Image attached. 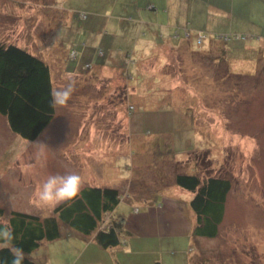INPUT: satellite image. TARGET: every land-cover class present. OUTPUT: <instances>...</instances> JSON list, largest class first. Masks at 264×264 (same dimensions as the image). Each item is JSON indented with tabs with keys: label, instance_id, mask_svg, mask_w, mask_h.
Listing matches in <instances>:
<instances>
[{
	"label": "rangeland",
	"instance_id": "1",
	"mask_svg": "<svg viewBox=\"0 0 264 264\" xmlns=\"http://www.w3.org/2000/svg\"><path fill=\"white\" fill-rule=\"evenodd\" d=\"M43 1L21 0L17 19L3 17L0 40L46 61L54 89L71 85L72 94L38 136L47 145L41 153L29 143L38 137L25 140L12 133L0 115L4 217L12 210L52 215L54 207L39 206L34 193L54 174H79L81 188H117L121 199L111 212L122 223L134 206L143 210L144 199L160 202L162 190L189 198L185 190L180 196L173 193L181 189L173 180L176 172L224 175L232 187L213 238L192 231L186 240L165 237L161 244L130 238L122 228L131 252L112 255L93 244L94 250L80 256L63 240L44 241L29 253L33 264H45V259L47 264H264V36L229 43L212 39L151 54L144 41L154 37L107 35L90 24L93 0ZM255 1L259 5L246 19L234 14V27L252 22L258 30L264 25V0ZM39 11L41 21L26 16ZM223 46L229 49L225 53ZM141 55L150 58L141 60ZM122 69L132 70L126 75ZM201 152L210 162L206 173L196 159ZM129 188L137 194L127 199ZM60 229L71 230L63 223Z\"/></svg>",
	"mask_w": 264,
	"mask_h": 264
},
{
	"label": "trees",
	"instance_id": "2",
	"mask_svg": "<svg viewBox=\"0 0 264 264\" xmlns=\"http://www.w3.org/2000/svg\"><path fill=\"white\" fill-rule=\"evenodd\" d=\"M188 40L194 41L193 38ZM53 91L50 66L46 61L15 43L0 40V115L12 133L25 140H34L45 130L55 116L56 107L50 106ZM196 157L205 165L204 169L210 163L207 152L196 153ZM174 181L191 193L189 206L195 216L193 235L217 236L231 180L220 174L176 172ZM120 199L117 188L85 185L75 200L56 205L49 216L12 210L4 217L0 208V230L6 228L11 232L10 240L0 237V264H12L11 249L14 248L25 253L22 264H33L29 253L41 242L59 238L60 223L82 236L94 233V240L101 248L117 246L121 242L122 223L115 218L108 221L104 218Z\"/></svg>",
	"mask_w": 264,
	"mask_h": 264
},
{
	"label": "crops",
	"instance_id": "3",
	"mask_svg": "<svg viewBox=\"0 0 264 264\" xmlns=\"http://www.w3.org/2000/svg\"><path fill=\"white\" fill-rule=\"evenodd\" d=\"M27 1L29 3L33 2L34 4H46L43 0ZM93 2L90 9L92 16L90 24L95 23L98 27L97 29L100 32L105 31L107 35L154 37L144 41L146 46L148 44L150 45L149 50H147L151 51V54L162 47H168L170 49L171 47L186 46L188 49L189 47L191 48V45L194 43L193 40H186L187 45L182 44L185 42L183 38L184 30H188L192 35L198 32L207 35H216L217 33L227 34L228 32L224 29H234L237 31H245L237 32L236 34L257 37L259 40V35L264 36V34H256V32H264V25H261L256 30L258 23L243 22L238 28L234 27V14L238 15L239 18L246 19V16L253 14L252 10L259 5V2L255 0H93ZM20 3L21 0H0V26L4 23L2 20L4 16H7L5 19L8 20H13L14 16L16 19L20 16ZM26 16L37 18L39 21L42 20L40 11L38 14L34 13ZM88 18L89 16L86 17V20ZM210 40L212 39H207L206 41ZM253 44L251 43L249 48H254ZM227 49L226 46H223L224 53ZM140 57L141 60L150 58L148 56L142 59V55ZM134 63L132 69H136L137 71L139 69L136 65L137 60ZM103 70H106V68H103ZM130 71L122 69L121 72L123 74L125 72L127 75ZM129 190L131 192L125 197L127 199L137 194L135 190L133 191L131 188ZM172 191L173 193H178V196H180L186 190L175 188ZM159 195L162 197L160 202L153 201L149 197L148 199H144V202H141L142 207H144L143 210L141 207L134 206L124 216V221L123 223L121 222L122 227L130 238L134 236L135 238H144L145 240L153 239L156 241L155 243L159 241L161 244L165 237H172L179 242L181 239L186 240L191 236L195 223L194 213L189 206L191 196L185 200L178 199L166 190H162ZM142 199L139 200L142 201ZM106 215L111 219L114 218L112 212ZM89 236L88 239H85L84 236L72 230L62 232L60 229L59 238L47 241V243L52 244L50 242L63 240V244L67 248L69 245H72L78 251L80 250L81 256L89 248L91 250L96 248L93 245L96 244L94 233ZM107 250L112 255L115 252H131V239L129 240L127 238L122 240L121 238L120 244L112 248H107ZM44 263H48L46 259ZM156 264L162 263L160 261L156 262Z\"/></svg>",
	"mask_w": 264,
	"mask_h": 264
},
{
	"label": "clouds",
	"instance_id": "4",
	"mask_svg": "<svg viewBox=\"0 0 264 264\" xmlns=\"http://www.w3.org/2000/svg\"><path fill=\"white\" fill-rule=\"evenodd\" d=\"M71 85L55 90L51 93V107L64 106L71 98ZM33 151L36 153L43 152L47 145L38 137L36 140L29 142ZM82 178L79 174H54L49 175L34 193L35 202L43 207H55L56 205L71 202L75 200L81 192ZM0 237L10 240L11 232L8 229L0 230ZM13 253L12 264H22L25 259V253L22 249H11Z\"/></svg>",
	"mask_w": 264,
	"mask_h": 264
},
{
	"label": "built area",
	"instance_id": "5",
	"mask_svg": "<svg viewBox=\"0 0 264 264\" xmlns=\"http://www.w3.org/2000/svg\"><path fill=\"white\" fill-rule=\"evenodd\" d=\"M85 16V15H82ZM183 37L185 39H194V42L196 43V45H201L202 43H204V41H206L207 39L211 38L214 40H219V41H223L225 43L233 41L234 39H246L247 36L245 35H241V34H216V35H207L205 33L202 32H198L195 35H192L191 32H189L188 30H184L183 31ZM187 39V40H188ZM71 57L75 56V51H71L70 52Z\"/></svg>",
	"mask_w": 264,
	"mask_h": 264
}]
</instances>
